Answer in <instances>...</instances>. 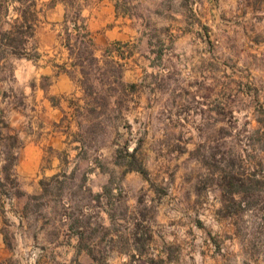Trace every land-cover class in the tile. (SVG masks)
<instances>
[{
	"label": "rangeland",
	"instance_id": "1",
	"mask_svg": "<svg viewBox=\"0 0 264 264\" xmlns=\"http://www.w3.org/2000/svg\"><path fill=\"white\" fill-rule=\"evenodd\" d=\"M118 10L124 38L93 32L101 68L68 66L74 94L40 69L78 60L42 12L39 58L0 67V264H264V0Z\"/></svg>",
	"mask_w": 264,
	"mask_h": 264
},
{
	"label": "trees",
	"instance_id": "2",
	"mask_svg": "<svg viewBox=\"0 0 264 264\" xmlns=\"http://www.w3.org/2000/svg\"><path fill=\"white\" fill-rule=\"evenodd\" d=\"M42 9L39 7V0H0V67L10 57H26L28 59L39 58L38 53L31 54L29 50L30 43L36 36V28L41 21ZM64 25V33L66 34L65 46L69 50L70 55H77L78 60L71 62H64L63 64L56 65L63 72H67L70 76L72 75L68 66L80 67L82 75L90 74L85 68L86 60L90 61L91 64L97 68H101V59L96 55L94 46V38L92 32L88 29L86 19L82 16V8L76 9L71 16L66 13L65 18L62 22ZM71 24V27H70ZM121 44V42H117ZM35 52L37 48H33ZM50 78V77H47ZM119 84H123L120 80ZM87 95H92L95 91L87 92V86L82 81ZM86 86V87H85ZM93 89L92 86L89 87ZM92 112H96V109H91ZM10 129L9 124L0 119V136L2 140L4 138L2 129ZM14 144L19 143L18 136L16 134H9ZM9 160L2 167V172L5 174V178L10 180L13 185V194L21 196L24 192L20 189L19 181L13 172L14 167L17 164V156L11 154L8 157H4V160ZM61 175L56 174L53 176V180L59 181ZM44 188V193H45ZM4 191H0V195ZM5 194H10L6 192Z\"/></svg>",
	"mask_w": 264,
	"mask_h": 264
},
{
	"label": "crops",
	"instance_id": "3",
	"mask_svg": "<svg viewBox=\"0 0 264 264\" xmlns=\"http://www.w3.org/2000/svg\"><path fill=\"white\" fill-rule=\"evenodd\" d=\"M51 1H54L53 5H51L46 12L45 9L44 12L42 10V17L44 19L47 18L50 22L55 24L62 23L66 15V7H68V4L65 0ZM82 16L86 19L88 29L92 34L95 32L98 35V39L120 40L124 38L127 29L125 26L127 20L118 10V0H85L82 6ZM45 34L56 38V32L52 29L41 35ZM94 37L93 34V38ZM40 69L44 72V76L52 78L50 87L53 92L76 93V89L74 91L72 78H70L68 73L60 70L58 66L53 63H46L41 65ZM32 158L39 161L41 158L40 153ZM3 247L4 240L2 235H0V252Z\"/></svg>",
	"mask_w": 264,
	"mask_h": 264
}]
</instances>
